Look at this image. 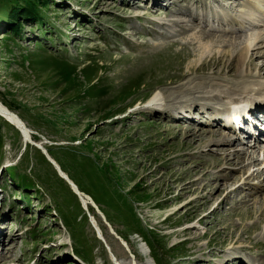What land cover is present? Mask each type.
<instances>
[{
    "label": "rangeland",
    "instance_id": "rangeland-1",
    "mask_svg": "<svg viewBox=\"0 0 264 264\" xmlns=\"http://www.w3.org/2000/svg\"><path fill=\"white\" fill-rule=\"evenodd\" d=\"M138 1L142 6L0 0V105L30 135L25 139L0 113V264H113L130 251L142 258L144 244L153 264H264V161L256 148L229 146L224 128L227 143L196 153L180 147L188 137L165 127L210 129L177 115L204 104L225 108L214 88L230 87L234 75L168 82L200 57H238L245 48L256 68L247 63L243 74L264 86V72L256 70L264 69V27L227 36L184 26L156 33L142 21L189 12L181 10L182 0H166L168 7L158 10ZM137 13L144 17L129 16ZM142 39L148 49L135 44ZM208 39L210 49H203ZM156 93L163 103L153 112L145 102ZM215 159L220 166L210 165Z\"/></svg>",
    "mask_w": 264,
    "mask_h": 264
},
{
    "label": "bare ground",
    "instance_id": "bare-ground-1",
    "mask_svg": "<svg viewBox=\"0 0 264 264\" xmlns=\"http://www.w3.org/2000/svg\"><path fill=\"white\" fill-rule=\"evenodd\" d=\"M134 0H122L121 3H124V5H127V6H131V5H134L136 4L137 6H142V4L139 3V1H134ZM144 3H147L148 4V7L149 8H155L156 10L159 9V7H168V4L165 3L166 0H141ZM134 3V4H133ZM252 6H255L257 8V12H259V10H261L260 12H263L264 13V0H248L247 3L244 4V7L242 10H239L235 15V17H238L239 14L240 16L238 17L237 20L235 21H242V19H248L250 18V22H248V26L250 27V29L248 30H251L253 26H257L258 28L261 27V25H263L264 23V20H262L261 18V15L259 13H255L251 7ZM158 8V9H157ZM259 8V9H258ZM166 11V10H165ZM224 14H226L225 10H222ZM240 11H242L240 13ZM169 14L167 15H171L172 16V13H174L172 11V9L170 10L169 9ZM182 12H177V14H180ZM176 14V15H177ZM189 14V13H188ZM134 15V18L137 19V20H140L144 17V15H141V13H137V14H132V15H129V16H133ZM228 15V14H227ZM226 15V16H227ZM244 15V18H242ZM251 15L253 16H257L258 18L255 19L254 17H251ZM165 17V15H163ZM195 16L192 15V20L194 19ZM255 19V20H254ZM258 20H261L263 22L259 23ZM231 24V23H230ZM229 24V25H230ZM239 25H241L240 27L243 26V22H241ZM260 26V27H259ZM263 27V26H262ZM231 28V26H230ZM187 28H185L186 30ZM184 30V29H183ZM247 30V31H248ZM209 36V35H208ZM75 37V36H73ZM207 38V37H205ZM205 40V39H204ZM202 42L201 44V47L203 49H207L209 48V45L210 44V41L211 40H206ZM261 45V44H260ZM202 49V50H203ZM210 49V48H209ZM208 49V50H209ZM242 49L240 50V53L237 56H235V54H232L230 56L229 52L227 54V57L226 58H223V57H211V59L209 60H206V59H203L202 57L199 58V61L197 62H194L192 65L186 67V68H183V69H179L176 73H174V75H172L170 73V75L168 76V82H171L170 84H174V83H177L179 81H182L184 80L186 77L190 76L191 74H205L207 72H212L213 74H221V73H226V74H229V75H234L235 76V80L236 81L235 83H233L230 87H228L231 82H227V86H223L221 84H216V88H214V90L216 92H219L221 93V99L222 100H227L230 101V102H234V101H237L236 103L234 102V104L232 105V111H231V117H233L234 119H238L239 121L240 118H241V114L243 112V109L248 105V103L250 105H252L253 103H264V86H262V88L260 86H257L256 84L258 83H254L253 82V78H254V75L252 73H248L249 75H244L243 74V66L246 65H249L250 67L252 68H256V65L254 64L252 58H249L247 56L248 53L247 50ZM206 52V51H205ZM226 52V51H224ZM232 53V52H231ZM244 53V54H243ZM202 56V55H201ZM205 56V55H204ZM203 56V57H204ZM187 54H182V57L181 59H185L187 58ZM166 65L167 66H171L173 65V62L168 59L166 61ZM217 66V70L214 71V69H210L208 70L207 68L209 67H216ZM249 67V68H250ZM251 68V69H252ZM177 70V69H176ZM213 70V71H212ZM258 73L260 72H264V69L263 68H257L256 69ZM172 75V76H171ZM244 75V76H243ZM262 84V83H261ZM208 86V85H207ZM235 86V87H234ZM240 86V87H239ZM200 87V86H199ZM210 91V90H208ZM252 94H256L258 97H261L259 99H256L255 97L254 98H250ZM220 96V95H219ZM253 97V96H252ZM215 98V97H214ZM243 99H246L247 100V104H242V100ZM161 100V97H159V94L156 93L154 95H152L147 101H146V106L147 108L146 109H149L150 108L152 109V111H156V110H159L160 106L162 105V101ZM207 104V103H206ZM262 106V105H261ZM186 109V108H185ZM184 111H188V110H184ZM183 111V112H184ZM227 110L225 109V112ZM167 112V111H166ZM166 112H165V115H166ZM181 113V111H179ZM189 112V111H188ZM0 113L5 115L9 120L10 122H12L16 128H18L23 136L25 137V139H27L28 135H29V131L27 130V128L25 127V125L22 123V121H19L14 115H12L11 113L7 112V110H4L1 105H0ZM179 113V114H180ZM169 114V113H168ZM186 117V119H182L184 122H195L194 120H192L191 118H189V116H184ZM230 120V119H229ZM259 120V119H258ZM257 120V121H258ZM223 121V120H222ZM226 122H227V118H226ZM203 123L201 122H195V125H198L200 127H203V128H210V129H206V130H197V129H194L190 126H188L187 128H182L184 131H180L182 130L181 129V126L180 125H174V127H170L169 125L168 126H165L168 130L171 129H174L175 132L177 134H182L185 135V137H188V138H183L182 141L180 142V147H193V148H196L197 151L196 153H201L200 152V149L201 147H208V146H212V145H218V143H221V144H224V143H227L229 139H226L228 138L229 135H225L224 134V128H222L220 126L221 124V121H220V118L218 117V115L214 116L212 121H209L207 120L203 125ZM229 124H230V121H229ZM226 125V126H224ZM224 127H230L228 125V123H225L224 122ZM230 129V128H229ZM233 129V128H232ZM234 130V129H233ZM225 131H227V129H225ZM174 132V131H173ZM247 133H250V132H247ZM28 134V135H27ZM227 134V132H226ZM30 136V135H29ZM206 138V139H205ZM30 139V138H29ZM205 139V140H204ZM232 139V138H231ZM232 141L234 142V139H232ZM197 142V146L194 147V144ZM179 143V142H178ZM41 144L40 147H42L44 150L45 148L42 146V143H39ZM256 145V146H255ZM255 145H251L252 147H255L256 148V152L257 150L261 149L260 150V153L259 154V157L261 156V159L262 161H264V143H262L261 140L259 141H255ZM246 146V145H243V147ZM182 149V148H181ZM190 149V148H189ZM184 150V149H182ZM194 150V149H193ZM186 151V150H185ZM194 151V152H195ZM42 153L46 156L48 155L46 150L45 151H42ZM202 155V154H201ZM239 155V154H238ZM257 156V154H256ZM239 157V156H238ZM46 158L48 160H50L51 163L54 164V161L51 160L48 156H46ZM228 158L224 157L223 160H227ZM240 161H238V163L241 164L242 160H243V157H241V159H239ZM228 161V160H227ZM222 163V160L220 159H215V161H213L212 164L210 165H213L212 167H216L217 165L220 166ZM55 165V164H54ZM254 172H257V170H255ZM253 172V173H254ZM58 173L59 170H58ZM186 173V172H185ZM60 175H62L60 173ZM226 175V173L223 171H221L219 173L218 176H214L215 179H219V177H224ZM65 176L64 174L62 175V177ZM66 179L68 180L67 176H65ZM69 183H72L68 180ZM73 184V183H72ZM74 185V184H73ZM1 188V187H0ZM75 188V187H74ZM1 190V189H0ZM76 193L78 194V196L81 197V199L84 201V202H87L88 204L92 205L97 211L98 213L100 214V216L103 218L105 224L107 225L108 229L110 232L112 231H115L114 228H112L108 222H106L105 218L103 217V214L99 211L97 205L93 202V200L89 197V196H86V194L84 193H80L78 190H76ZM159 211H154L151 215H158ZM163 213V212H162ZM163 218H167L170 216V211H166L163 213ZM114 234V233H112ZM116 235V234H115ZM117 236V235H116ZM121 242L124 243V240H121ZM60 245H64V243L60 244ZM148 247V246H147ZM141 248V249H140ZM139 249L141 250V253L143 254L142 258H140L139 256H137L136 254H134L132 251H130L131 253H125L124 255L120 256L119 258H117L113 264H153V262L151 261L150 259V254L148 255L146 253V244H144L142 247H140ZM216 253V252H215ZM216 255H218L216 253ZM220 257V255H219ZM225 257V256H224ZM150 259V260H149ZM222 263V262H221ZM234 263V262H233ZM232 263V264H233ZM240 263V262H239ZM239 263H235V264H239ZM244 264H247L246 261L243 262ZM226 264V262H225Z\"/></svg>",
    "mask_w": 264,
    "mask_h": 264
},
{
    "label": "water",
    "instance_id": "water-1",
    "mask_svg": "<svg viewBox=\"0 0 264 264\" xmlns=\"http://www.w3.org/2000/svg\"><path fill=\"white\" fill-rule=\"evenodd\" d=\"M28 135V134H27ZM29 136V135H28ZM38 145V147H40V144H37ZM41 149H43L42 147H40ZM43 151H45L44 149H43ZM64 178L66 179V177L64 176ZM71 185H72V187H75L76 188V186L75 185H73L72 183H70Z\"/></svg>",
    "mask_w": 264,
    "mask_h": 264
}]
</instances>
